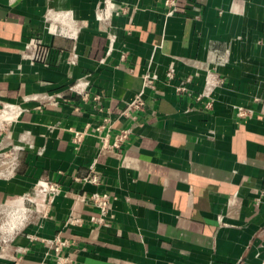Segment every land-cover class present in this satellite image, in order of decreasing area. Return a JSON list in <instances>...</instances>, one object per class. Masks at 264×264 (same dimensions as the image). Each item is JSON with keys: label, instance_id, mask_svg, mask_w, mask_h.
<instances>
[{"label": "crops", "instance_id": "obj_1", "mask_svg": "<svg viewBox=\"0 0 264 264\" xmlns=\"http://www.w3.org/2000/svg\"><path fill=\"white\" fill-rule=\"evenodd\" d=\"M99 1L0 0V208L29 195L16 232L70 241L62 254L72 264H264V0H178L171 17L162 0H111L128 11L106 31ZM31 38L52 50L51 64L27 59ZM171 66L176 78L197 74L194 93L207 70L219 74L212 109L175 94ZM145 71L157 89L129 140L108 152L87 137L74 150L73 131L103 112L114 131L129 126L116 113ZM74 84L98 100L83 103ZM91 176L96 185L76 181ZM41 179L62 193L38 219ZM95 191L110 198L109 224L90 222ZM12 245L0 264H54L26 237ZM17 245L28 251L14 263Z\"/></svg>", "mask_w": 264, "mask_h": 264}, {"label": "built area", "instance_id": "obj_2", "mask_svg": "<svg viewBox=\"0 0 264 264\" xmlns=\"http://www.w3.org/2000/svg\"><path fill=\"white\" fill-rule=\"evenodd\" d=\"M162 6L165 9L164 15L166 17H171L177 13L178 0H162ZM128 11L127 6H122L115 8V5L111 0H100L95 9V20L98 24L100 30L106 31L109 21L114 13H126ZM110 46L113 43V37L108 36ZM28 50L27 59L32 63H38L41 65L51 64V49L46 47L40 39L31 38L26 45ZM111 49V48H110ZM109 49V51H110ZM73 55L71 59H73ZM125 55L120 56L121 60H124ZM74 61L70 60L73 64ZM197 74L187 75L181 78H176L175 70L171 66L165 73V83L173 88L176 95L185 96L192 98L196 103H202L203 109L210 110L213 106L212 92L214 89L221 87L223 85V79L219 74L213 69L207 70L203 79V84L197 93L193 92V87ZM141 88L132 96V98L124 103L121 111L116 113V119L122 118L130 122L129 126L121 128L114 131V119L113 116L108 112H103L101 118L96 122H88L84 126L76 131H73L71 142L73 144L74 150L78 151L82 146L84 140L87 137H92L96 139L97 146L102 151L113 152L119 149L134 133V127L137 122V114L144 110L146 106L145 93L146 91L155 92L157 89L158 75L154 72L145 71L140 75ZM70 92H74L80 97L83 103H87L92 100L96 102L98 100L97 96L91 97L85 88L77 87L75 84L69 88ZM77 110V109H76ZM98 112H102L101 109L97 108ZM251 114L250 110L243 108L237 109V116L239 118L248 117ZM77 182H82L84 184L96 185L98 179L96 176L83 177L82 179H76ZM62 193L61 187L55 182H49L41 179L36 182L33 187V194L39 198L42 202L43 210L40 216L37 215L38 219L45 216V212L48 209L50 203L54 198ZM32 195H30L31 197ZM29 195L18 198V201H30ZM85 199L90 202L92 207L97 210V215L90 218V222L93 224L105 225L109 224L113 219L112 214V203L110 198L105 193H99L97 191L90 193L85 196ZM259 200V198H258ZM31 203V202H29ZM26 209L24 210V212ZM31 212V211H30ZM82 222L81 219L69 216L66 220L67 225H78ZM31 223L36 224L38 221H32ZM0 224V231L1 227ZM16 233V232H15ZM14 233V234H15ZM0 243V257H5L7 250L9 248V238L10 236L6 234ZM29 239L30 241L39 243L44 249H46L45 255L52 258L54 264H72L71 259L68 256L62 254L65 248L71 246L70 241L66 239H61L59 237H54L52 239H44L37 237L35 235H23L17 233L15 238ZM5 245H2V244ZM8 243V244H7ZM13 246V245H12ZM17 257L13 260L14 263H19L22 261V255L28 251V247L15 246Z\"/></svg>", "mask_w": 264, "mask_h": 264}, {"label": "bare ground", "instance_id": "obj_3", "mask_svg": "<svg viewBox=\"0 0 264 264\" xmlns=\"http://www.w3.org/2000/svg\"><path fill=\"white\" fill-rule=\"evenodd\" d=\"M23 202V204L31 205V203H29L30 201ZM10 208L13 209V211L10 212L11 216L8 217L7 220L3 221V226L1 227V230L6 232L9 236L14 234L23 225L26 214L24 213V210L28 207L22 206L21 201H16L10 206Z\"/></svg>", "mask_w": 264, "mask_h": 264}, {"label": "rangeland", "instance_id": "obj_4", "mask_svg": "<svg viewBox=\"0 0 264 264\" xmlns=\"http://www.w3.org/2000/svg\"><path fill=\"white\" fill-rule=\"evenodd\" d=\"M9 213V209L8 208H0V224H2V222L4 221V220H7L8 219V217H10L11 215H10V213ZM17 233L18 232H16L15 234H13L10 238H9V247H13L12 246V244H15L17 241H18V238H15L16 237V235H17ZM7 233L6 232H4V231H0V243H1V240H3V238L5 237V236H7L6 235ZM8 244V243H7ZM2 245H5L4 243L2 244Z\"/></svg>", "mask_w": 264, "mask_h": 264}]
</instances>
